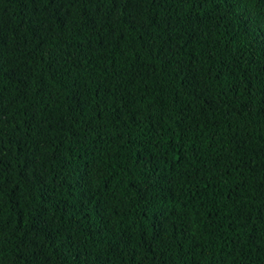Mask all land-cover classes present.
I'll return each mask as SVG.
<instances>
[{"label": "trees", "instance_id": "1", "mask_svg": "<svg viewBox=\"0 0 264 264\" xmlns=\"http://www.w3.org/2000/svg\"><path fill=\"white\" fill-rule=\"evenodd\" d=\"M0 264H264V0H0Z\"/></svg>", "mask_w": 264, "mask_h": 264}]
</instances>
